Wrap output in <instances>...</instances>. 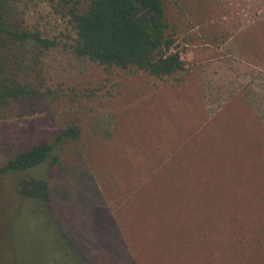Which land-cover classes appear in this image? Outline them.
<instances>
[{"label": "rangeland", "instance_id": "1", "mask_svg": "<svg viewBox=\"0 0 264 264\" xmlns=\"http://www.w3.org/2000/svg\"><path fill=\"white\" fill-rule=\"evenodd\" d=\"M4 1L12 27L58 43L11 42L34 96L0 107V166L55 148L35 170L0 174V264H264V152L246 105L203 118L202 58L187 55L227 39L244 0H163L185 62L164 79L78 57L76 0ZM239 28L230 45L249 44ZM70 125L78 139L57 143Z\"/></svg>", "mask_w": 264, "mask_h": 264}, {"label": "trees", "instance_id": "2", "mask_svg": "<svg viewBox=\"0 0 264 264\" xmlns=\"http://www.w3.org/2000/svg\"><path fill=\"white\" fill-rule=\"evenodd\" d=\"M86 1L85 8H79L77 4L81 1L76 0L77 4L69 6L67 11L75 31L72 48L78 57L108 67L136 68L157 79L184 69L185 62L179 51L174 49L175 39L168 32L169 22L163 0ZM29 41L44 49L58 43L39 33L12 27L5 1L0 0V107L12 100H28L34 96L33 90L19 83L9 63L13 54L11 42L22 44ZM78 137L79 129L70 125L55 140L60 143L68 138L77 140ZM54 148L55 144L44 142L18 153L0 166V174L35 170L49 158ZM61 251L58 249L56 252L62 257Z\"/></svg>", "mask_w": 264, "mask_h": 264}, {"label": "crops", "instance_id": "3", "mask_svg": "<svg viewBox=\"0 0 264 264\" xmlns=\"http://www.w3.org/2000/svg\"><path fill=\"white\" fill-rule=\"evenodd\" d=\"M238 8L236 17L224 19L229 29L226 30L227 39L218 33L220 41L206 44L207 51L198 48L188 51L187 55L194 60L202 58V63L198 62L201 64L198 74L202 75L203 118L211 124L225 103L234 101L246 105L242 118L258 138L257 150L264 152V0H244ZM237 25L248 30L246 40L249 44L230 45L231 34L236 31L233 28ZM216 125L222 128V122ZM195 133L197 131L193 135ZM211 134L204 133L205 146ZM193 135L190 145L194 150Z\"/></svg>", "mask_w": 264, "mask_h": 264}]
</instances>
